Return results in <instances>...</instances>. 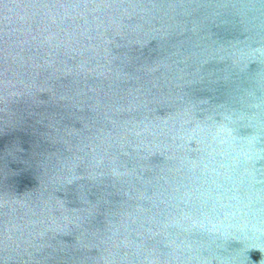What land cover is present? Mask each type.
Segmentation results:
<instances>
[{"label":"water","instance_id":"obj_1","mask_svg":"<svg viewBox=\"0 0 264 264\" xmlns=\"http://www.w3.org/2000/svg\"><path fill=\"white\" fill-rule=\"evenodd\" d=\"M0 264H264V0H0Z\"/></svg>","mask_w":264,"mask_h":264}]
</instances>
